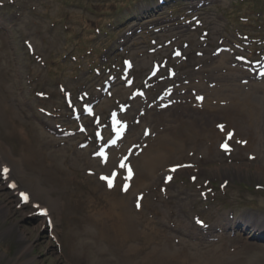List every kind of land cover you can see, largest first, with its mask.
Masks as SVG:
<instances>
[{"label": "rangeland", "instance_id": "1", "mask_svg": "<svg viewBox=\"0 0 264 264\" xmlns=\"http://www.w3.org/2000/svg\"><path fill=\"white\" fill-rule=\"evenodd\" d=\"M221 62L233 79L216 106L212 83L220 88L224 71L209 69ZM194 79L210 85L203 109L198 89L177 92ZM262 83L264 0H0V148L14 172L0 166V264H125L96 217L110 207L108 179L118 173L127 191L149 134L179 124L254 140L171 151V165L162 161L127 201L134 260L159 251L166 264H264ZM116 157L124 166L104 176ZM34 189L54 201L50 214Z\"/></svg>", "mask_w": 264, "mask_h": 264}, {"label": "bare ground", "instance_id": "2", "mask_svg": "<svg viewBox=\"0 0 264 264\" xmlns=\"http://www.w3.org/2000/svg\"><path fill=\"white\" fill-rule=\"evenodd\" d=\"M232 70L234 69L231 68V66H229L227 63H222V62L220 63L219 67L215 65H211L209 69V71L211 72L224 71L222 72V76H220L222 80L217 82V83H220L221 81H223L224 84L220 83V88L216 89L217 84L212 83L214 84L213 86L215 87L214 93H216L215 94L216 99H218V100L213 101L214 104H216V106H219L220 102H224V101L226 102V98L229 97L227 93L225 92V88L228 86L227 81L230 79L232 75L231 73ZM215 81H217V78ZM203 83L204 82L202 79H194L192 81V84H191V81H186L184 83L185 86L180 87L177 90V92L179 90H182L184 92L190 87H193V89L194 88L198 89V91L200 92L196 93V96L194 98L197 99L196 100L197 103H200L199 105H197V108L203 109L205 103L208 101V95L211 94L210 91L206 90V92L204 93V91L201 90V89H206V87H210V85L204 87ZM262 85L264 87V83H262ZM259 88H261V86L254 85V89H259ZM241 94L244 95L245 97V94L247 93L241 92ZM248 101H249L248 96H246L245 98L241 100V103L250 104ZM234 108H235L234 106L232 108L225 106L222 109L218 108V110H220L221 113L226 116L232 113L238 114L239 109L238 108L234 109ZM181 125L182 124H179L178 126H173L171 133L169 132L164 133L157 139L155 138L157 136L156 133L149 134L148 139L149 140L151 139L150 143L141 145L140 149L138 150L139 153L136 155V161L134 162L135 171L134 173H132L130 180H128L130 181L131 184L129 185L130 187L128 188L127 191L124 187L122 189V186H120V180L117 178L118 173H116V175L113 176V178L111 179V181L113 180L114 182H112L113 186L110 188V190H107V191L105 190V195L107 196L108 203H110V207L107 213L103 214L104 216H102L101 214L96 216L98 219H100L99 222L101 223L100 224L101 225L100 234L103 236L104 240H106L108 243L113 244L115 248H117V250L121 251L122 253L121 261L124 262L125 264H138L137 261H135L134 259L136 256H139L140 254V252L138 253V250L134 248L133 244H131V242L135 239V230H134L135 225L133 224L134 221L132 219V216L125 211L127 203H128L127 201L130 198V195H132V193L136 191L137 186L139 185L142 186L146 180L149 181V179L150 180L153 179L154 169H156V167L160 165L162 161L167 162L166 165H164V167H168L171 165V162H170L172 160V158H170L172 157L171 151L175 150L176 148L180 150L181 154H183L184 152L187 156H190L196 151V149H193V151L191 150L192 147L190 146L191 145L194 146L193 142L198 143L199 140H202L206 142V145H208V147H210L214 144L217 137H219L218 139H220L218 144L220 143L219 145L221 149L224 148L222 147V145H225V143L228 142V140L231 141L233 138H235L234 142H238L241 148L248 149V148H251L253 140H254L252 133H248V134L244 133V135L242 136L239 133L237 134V132H229L230 130L228 132L224 131L223 133H221V132H218L219 130L217 129H215L216 131L209 130L204 133H199L198 132L199 130L196 132L195 131L190 132L188 131V128L185 131L184 127ZM228 127L229 125L227 126V128ZM227 128H225V130ZM120 130L121 128L117 129L116 131H120ZM144 135L147 136V133H145L144 131L140 132V135L137 138L136 142L137 141L141 142V139L144 137ZM240 135L242 137H240ZM136 142L133 141V143H136ZM1 144L2 143L0 141V145ZM12 160H13L12 157L8 155L3 149L0 148V166L2 168H7L9 171L7 172L10 173L11 175L14 173L13 166H11L13 165ZM25 160L27 161V163L29 162L30 164V162L35 160V158L34 156H30L29 154V156L25 157ZM183 162L185 163L188 161H183ZM183 162H179L178 164H181ZM121 165H122V160L116 157V161L113 160L110 163L109 168H107L108 166L106 167L104 166L105 168V172H103L104 176H106L105 173L111 174L113 172H117L115 170L117 169L120 170L122 168ZM8 179L9 180H7V184L9 186L16 187L15 186L16 182L12 180L11 176H9ZM100 186L103 187V184H100V183L96 184L97 188H94V190L97 191V189ZM39 190L34 189L33 191L32 190H27V191H29V195L32 197L41 196L43 202H39L35 205L42 214H50L51 209L54 208V201L52 200V198L48 196H43L41 191ZM95 205H99V201L97 198L95 200ZM100 209L101 208L98 207V210ZM261 221H263V219ZM119 232L122 234V238L118 237L117 233ZM124 248H125L124 250L125 253L122 251ZM153 254L157 256L156 260H150V261L147 260V258H152L150 254L149 256L147 254V257L143 259L144 262H145V259L147 260V262L143 264H166L165 261L162 260L164 259L162 252L155 251L153 252ZM222 263L223 262L220 259H211L209 260V262H201L199 264H222Z\"/></svg>", "mask_w": 264, "mask_h": 264}, {"label": "snow or ice", "instance_id": "3", "mask_svg": "<svg viewBox=\"0 0 264 264\" xmlns=\"http://www.w3.org/2000/svg\"><path fill=\"white\" fill-rule=\"evenodd\" d=\"M221 127H222V126H221ZM222 147H224V148L227 150V145H222ZM121 166L123 167L124 165L122 164ZM173 170H174V169H173ZM3 171H4V172H7L8 169L5 168ZM102 179H107V178L102 177ZM108 186H109V187H112V181H111L110 179H108ZM21 196H22V198H23L25 201L27 200V196H25L23 193L21 194ZM137 207H139V204H137Z\"/></svg>", "mask_w": 264, "mask_h": 264}]
</instances>
